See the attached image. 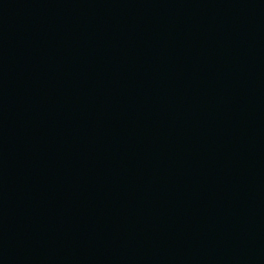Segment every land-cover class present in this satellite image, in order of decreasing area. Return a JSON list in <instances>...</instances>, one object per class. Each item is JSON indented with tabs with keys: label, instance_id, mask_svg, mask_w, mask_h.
I'll list each match as a JSON object with an SVG mask.
<instances>
[{
	"label": "water",
	"instance_id": "obj_1",
	"mask_svg": "<svg viewBox=\"0 0 264 264\" xmlns=\"http://www.w3.org/2000/svg\"><path fill=\"white\" fill-rule=\"evenodd\" d=\"M0 264H264V0H0Z\"/></svg>",
	"mask_w": 264,
	"mask_h": 264
}]
</instances>
